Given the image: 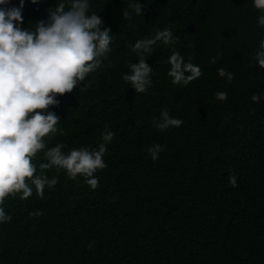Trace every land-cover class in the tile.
Returning <instances> with one entry per match:
<instances>
[{
  "label": "trees",
  "instance_id": "trees-1",
  "mask_svg": "<svg viewBox=\"0 0 264 264\" xmlns=\"http://www.w3.org/2000/svg\"><path fill=\"white\" fill-rule=\"evenodd\" d=\"M60 2L24 0L21 27L35 30ZM139 2L143 15L132 12L131 0H89V13L110 30V51L49 109L60 117L57 131L42 138L46 147L32 162L58 183L43 197L33 189L28 199L5 198L11 220L0 224V264H264V97L251 99L264 93V69L253 59L264 37L260 13L251 0ZM164 28L176 42H157L145 54L152 83L136 93L123 80L138 62L130 45ZM173 51L202 76L172 84ZM221 67L234 74L231 83L218 75ZM165 109L180 127L153 126ZM104 130L115 136L107 167L94 174L97 188L64 170L40 169L48 148L95 149ZM155 144L163 151L153 160Z\"/></svg>",
  "mask_w": 264,
  "mask_h": 264
},
{
  "label": "clouds",
  "instance_id": "clouds-1",
  "mask_svg": "<svg viewBox=\"0 0 264 264\" xmlns=\"http://www.w3.org/2000/svg\"><path fill=\"white\" fill-rule=\"evenodd\" d=\"M36 2L31 0L33 4ZM251 3L260 13L257 24L264 27V0ZM23 6L24 0H19V6H10V0H0V224L11 220L3 206L6 197L20 194L21 199H28L33 189L43 197L46 186L52 188L58 183L55 176L49 179L43 172L37 174L32 162L46 147L42 138L57 131L60 117L49 109L58 106V96L71 93L102 66L112 39L103 19L95 12L89 13V0H62L48 10L46 19L35 23V30L21 27ZM129 7L134 14L143 15L139 0H131ZM157 42L169 45L176 41L171 30L164 28L130 45L138 62L129 65L123 80L136 93L146 92L152 83L153 69L146 63L145 54L151 53ZM253 59L264 69V37ZM167 62L170 65L167 75L174 85H187L202 76L200 66L191 60L186 62L179 51H173ZM215 62L216 58L210 61ZM218 75L228 83L234 79V74L223 67L218 69ZM215 95L226 100L228 94L219 91ZM262 97L264 93L254 94L251 99L258 102ZM182 123L166 109L158 119H153V126L160 131L180 127ZM114 136L113 131L104 130L103 142L91 150L81 146L66 153L63 144H56L44 152L46 162L39 167L64 170L73 179L82 176L95 189L99 178L94 174L107 167L103 156ZM161 151L163 146L159 144L148 148L153 160L158 159ZM229 183L235 187L237 177L229 176Z\"/></svg>",
  "mask_w": 264,
  "mask_h": 264
}]
</instances>
